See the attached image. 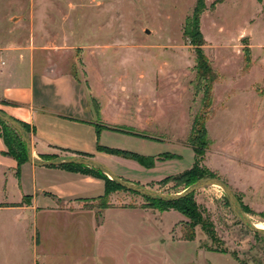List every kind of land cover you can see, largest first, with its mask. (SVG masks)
Returning a JSON list of instances; mask_svg holds the SVG:
<instances>
[{
    "label": "rangeland",
    "instance_id": "374dc122",
    "mask_svg": "<svg viewBox=\"0 0 264 264\" xmlns=\"http://www.w3.org/2000/svg\"><path fill=\"white\" fill-rule=\"evenodd\" d=\"M195 4L0 0V45L35 50L86 80L94 75L113 85L142 84L146 95L159 96L167 139L158 151L181 157L149 175L131 165L132 177L141 172L160 182L190 169L192 121L205 119L209 144L201 167L231 189L253 224L264 227V0H204L201 49L217 74L209 107L202 103L195 46L185 37ZM111 165L114 174L120 172ZM146 188L174 195L186 185L172 181ZM191 199L211 225V237L198 226L194 240L183 241L189 229L180 213L146 208L145 197L122 189L93 202L62 205L58 214L27 229L2 213L0 264H234L226 257L264 264V236L240 223L219 187L198 189ZM198 249L219 255H197Z\"/></svg>",
    "mask_w": 264,
    "mask_h": 264
},
{
    "label": "crops",
    "instance_id": "0c3cea01",
    "mask_svg": "<svg viewBox=\"0 0 264 264\" xmlns=\"http://www.w3.org/2000/svg\"><path fill=\"white\" fill-rule=\"evenodd\" d=\"M43 56L35 50L0 45V112L27 126L32 158H88L108 168L111 164L118 166L116 176L128 183L143 187L157 184L159 181L150 176L139 172V176L132 177L127 170L135 165L149 175L166 161L159 160L163 154L158 151L167 139L162 134L159 96L155 97L154 92L153 96L146 95L142 84L134 88L123 82L113 85L98 81L94 75L86 80L62 71L55 63L41 59ZM103 149L152 158L153 166L143 167ZM104 193V180L92 172L38 167L30 162L18 166L6 154L0 137V214H9L25 229L30 224L36 226L42 217L58 214L62 205L93 202ZM199 254L219 255L198 249Z\"/></svg>",
    "mask_w": 264,
    "mask_h": 264
},
{
    "label": "trees",
    "instance_id": "16d2710c",
    "mask_svg": "<svg viewBox=\"0 0 264 264\" xmlns=\"http://www.w3.org/2000/svg\"><path fill=\"white\" fill-rule=\"evenodd\" d=\"M204 9V0H196L195 7L192 12L191 18L188 20L186 26L185 37L188 38L192 45L195 46V69L197 80L199 84L204 83L203 90V99L202 103L206 107H209L213 102L212 88L213 84L217 80V74L213 71L209 60L204 56L201 47L203 46V39L199 30V15ZM201 121V122H200ZM18 123V122H17ZM20 124V123H18ZM25 132L28 134L29 130L26 125L20 124ZM112 131H117L115 129H110ZM137 137H141L135 135ZM0 137L2 138L5 147L6 154L14 158L19 165L27 162V152L26 145L18 135V133L6 123L0 121ZM188 141L191 145L192 151L194 153V164L193 166L183 173L164 178L159 185H166L169 182H183L186 185V188L198 180L201 179H212L210 172L206 168L201 167V163L204 160V155L209 144L207 139V130L205 128V119L202 121L199 117L195 116L192 121L190 134ZM100 150H102L100 148ZM106 153L120 155L125 158L132 159L136 161L143 167L150 168L153 166V159L143 157L134 153L103 149ZM174 155L163 154L159 157V160H171L174 159ZM62 168L70 171H81L84 173H95L98 177L102 178L105 182V193L104 196L100 199L106 198L112 191L119 189L125 190L122 187L116 185L113 181L108 179L106 175L97 170L96 172L92 169L76 166V165H62ZM193 194L183 197L179 200L173 202H166L157 200L155 198L143 196L147 199L148 204L144 207L149 209H155L160 212H166L169 210H174L180 213L187 220V227L189 231L183 237L184 241H193L195 238V228L200 227V229L209 237L212 236L211 225L202 219L201 213L197 210L196 205L192 201L191 197ZM244 212V211H243Z\"/></svg>",
    "mask_w": 264,
    "mask_h": 264
},
{
    "label": "water",
    "instance_id": "95a60500",
    "mask_svg": "<svg viewBox=\"0 0 264 264\" xmlns=\"http://www.w3.org/2000/svg\"><path fill=\"white\" fill-rule=\"evenodd\" d=\"M0 121L6 123L18 133V135L20 136V138L26 145L27 162L33 163L35 166L52 167V166H62V165H76V166H83L86 168L99 170L104 175H106L108 179H110L116 185L122 187L126 191L136 193L139 195H143V196H147V197H151V198H155L161 201H166V202H173V201L179 200L183 197L193 194L198 189H201L207 186H217L224 192L233 212L235 213L240 223L244 227H246L250 232L264 236V229L257 228L256 225L253 224L249 220V218L243 212L239 202L237 201L231 189L224 182L218 179L208 178V179L198 180L192 185L185 188L182 192L174 194V195L160 194L146 187H143L140 185H134V184L128 183L120 179L108 167L92 159L80 158V157H64V158H55V159L43 160V161L34 160L31 154V144H30L28 134L25 132L22 126L2 112H0Z\"/></svg>",
    "mask_w": 264,
    "mask_h": 264
},
{
    "label": "bare ground",
    "instance_id": "6f19581e",
    "mask_svg": "<svg viewBox=\"0 0 264 264\" xmlns=\"http://www.w3.org/2000/svg\"><path fill=\"white\" fill-rule=\"evenodd\" d=\"M256 227H257V228H260V229H264V227H263V226H261V225H258V224H256Z\"/></svg>",
    "mask_w": 264,
    "mask_h": 264
}]
</instances>
